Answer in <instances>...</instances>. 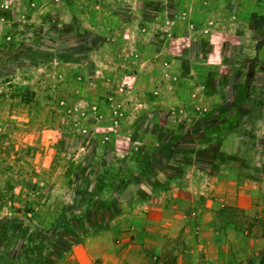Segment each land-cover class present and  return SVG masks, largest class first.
Returning <instances> with one entry per match:
<instances>
[{"label": "rangeland", "instance_id": "obj_1", "mask_svg": "<svg viewBox=\"0 0 264 264\" xmlns=\"http://www.w3.org/2000/svg\"><path fill=\"white\" fill-rule=\"evenodd\" d=\"M169 2L0 0V42L5 32L17 42L28 41L36 28L38 36L49 40L37 56H21L0 72L1 255L17 250L8 242L17 240L19 229L39 241L38 251L46 256L42 264H52L58 254L102 229L107 214L124 224L126 214H133L138 224L144 201L166 190L187 165L202 167L204 162L207 169H217L211 146L226 134L222 129L233 128L234 112L248 88L246 82L242 89L232 86L246 75L235 76L228 65L220 71L196 63L202 87H186L191 78L176 83L175 70L155 62L157 42L191 29L184 43L215 45L219 37L230 45L258 48L264 45V19L259 17L264 8L236 22L222 19L232 16L233 3L216 6L211 16L198 20L201 26L206 23L199 30L185 17L169 19L162 13ZM203 5L193 7H208ZM182 7L192 8L190 3ZM57 26L62 29L54 31ZM240 27L242 36L234 33ZM178 45L175 54L188 52L182 41ZM173 91L189 99L167 104ZM227 91L240 95L233 99ZM241 107L253 109L241 118L249 140L259 106ZM166 174L172 177L168 182ZM136 233L130 225L115 243L126 247ZM140 235L151 244L156 241L142 230ZM184 242L181 234L164 236V251L157 258L144 251V264H175Z\"/></svg>", "mask_w": 264, "mask_h": 264}, {"label": "crops", "instance_id": "obj_2", "mask_svg": "<svg viewBox=\"0 0 264 264\" xmlns=\"http://www.w3.org/2000/svg\"><path fill=\"white\" fill-rule=\"evenodd\" d=\"M189 3L192 8L183 10L182 6ZM231 3L235 6L234 12L230 18H222L223 21L248 20L257 14L255 9L258 6L264 8V0H170L169 6L161 12L169 19L185 17L189 23L200 25L198 20L211 16L216 12L214 9L218 8L216 6H228ZM193 4L200 7L206 4L208 7L196 9ZM259 17L264 19V14ZM202 26L199 30H202ZM241 29L243 27L237 28L234 33L242 36L244 33ZM190 31L193 32L185 29L184 33H172L170 39L160 37L156 49L159 58L154 59L155 62L175 70L176 83L184 82V76L191 78L190 83H185L189 88L202 87L194 67L196 63L211 67L216 65L220 71L223 70L222 66L228 65L233 68L235 76L244 73L245 81L234 79L232 87L242 89L246 82L248 92L242 95L240 108L245 104L259 106L253 115L256 116V128L251 138L247 140L246 124L241 118L245 119L253 109L238 108L234 112L233 128L229 131L222 129L221 133L226 134L211 146L216 154L214 162L219 163L217 169H207L204 166L207 163L204 162L202 167L187 165L179 177L167 180L171 179L166 190L152 192L144 201L139 210L142 219L138 224L134 222L133 214H126V224L117 218L111 219L110 214H107L104 220L107 223L102 229L91 233L80 244L58 256L52 264H94L96 260L102 264H144V251L154 253L157 258L164 251L162 238H174L179 234L183 235L185 242L176 255L175 264H264V45L258 48L230 45L225 38H222L223 41L219 37H214L217 41L215 45L208 43L200 46L198 41L184 43L187 40H183V37L189 36ZM179 41L184 44L181 47L188 51L186 54L174 53V46H179ZM244 55L247 58L242 59ZM213 78H217L213 82H218L220 77ZM173 92L167 104L189 99L183 98L182 92ZM239 93L227 91L226 96L235 99ZM215 96L218 97L217 94L211 97ZM248 142L252 148L249 153L246 147ZM229 211L234 212L229 215ZM130 225L137 228L132 242L126 247L116 244V236L125 234ZM141 230L156 241L151 244L150 241L142 240Z\"/></svg>", "mask_w": 264, "mask_h": 264}, {"label": "trees", "instance_id": "obj_3", "mask_svg": "<svg viewBox=\"0 0 264 264\" xmlns=\"http://www.w3.org/2000/svg\"><path fill=\"white\" fill-rule=\"evenodd\" d=\"M63 26V25H62ZM73 28L74 25H71ZM64 28V26H63ZM61 26H57V28L54 31L61 30ZM42 29H40L41 32ZM4 40L0 42V72L1 74L5 69L7 70V67H11L12 63L19 61L21 59V56H27L34 57L40 54V48L46 47L49 40L44 41L43 35H39V29H34L32 36H29L28 41H21L17 42L15 41L12 34L5 32ZM43 33V32H42ZM37 38H35V37ZM38 36V37H37ZM1 39V38H0ZM130 175H132L130 173ZM166 179L168 180L171 176L169 174L165 175ZM125 180L127 177L124 178ZM123 179V180H124ZM14 233V231H13ZM15 235L17 240H10L8 242V246L11 245L13 241V248L17 250L11 249L13 252L10 254L8 252H5L3 255L0 254V264H15L16 259H22L23 264H42L44 262V259L46 256H43L40 251H38L39 248V241H34L30 236H23L21 235V231L18 229L15 232ZM60 256V254H58ZM22 264V263H20ZM94 264H102L100 260H96Z\"/></svg>", "mask_w": 264, "mask_h": 264}]
</instances>
